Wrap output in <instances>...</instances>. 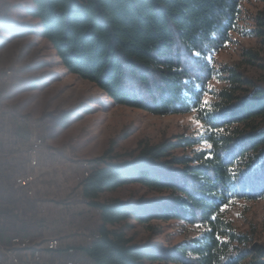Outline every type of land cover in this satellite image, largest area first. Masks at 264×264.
Listing matches in <instances>:
<instances>
[{"label":"trees","instance_id":"trees-1","mask_svg":"<svg viewBox=\"0 0 264 264\" xmlns=\"http://www.w3.org/2000/svg\"><path fill=\"white\" fill-rule=\"evenodd\" d=\"M31 1L24 8L38 23L11 17L17 8L11 6L0 15L7 35L46 40L69 75L94 86L114 107L162 117L191 114L202 121L197 137L140 142L136 151L124 154L114 152L119 138L114 139L93 162L81 182V197L98 212L99 223L94 241L79 249L85 259L91 264H264V242L256 229L241 231L229 216L238 203L264 197V10L251 32L260 48L244 50L240 62L217 71L215 56L231 42L246 0ZM8 41L1 37L0 47ZM247 68L258 70L259 78L250 77ZM217 77L225 86L205 113L201 101L213 93L210 84ZM73 115L46 117L55 130L68 127ZM127 185H139L151 196L100 201V195ZM226 202L229 207L221 213ZM130 220L149 233L145 242L126 235ZM171 223L195 235L171 245L163 232Z\"/></svg>","mask_w":264,"mask_h":264},{"label":"rangeland","instance_id":"rangeland-1","mask_svg":"<svg viewBox=\"0 0 264 264\" xmlns=\"http://www.w3.org/2000/svg\"><path fill=\"white\" fill-rule=\"evenodd\" d=\"M12 1L23 7L32 5L31 0ZM3 4L8 3L0 0V15L12 6ZM261 10L264 2H243L231 42L215 56L217 71L240 62L244 50L260 48V40L251 32ZM9 13L20 22L38 23L25 8H13ZM3 36L9 41L0 47V170L8 169V181L19 185L18 195L24 202L19 207H3L18 220H0V264L13 235H25L34 242L59 240L62 249L45 259L46 264H67L70 248L75 249L74 260L91 264L79 249L94 241L99 223L98 212L83 203L81 197V182L95 167L93 162L104 156L114 139L119 138L114 152L124 154L136 151L140 142L156 145L179 136L197 137L201 127L191 114L162 117L114 107L94 86L69 75L43 38H12L0 25V39ZM247 74L259 78L261 73L247 68ZM222 78L210 84L213 93L205 98L210 103L225 86ZM60 112H73V119L68 127L54 130L46 115ZM176 153L181 155L183 151ZM19 179L29 181L22 186ZM4 196L8 198L9 194ZM143 196L151 195L139 185H127L100 195V201H135ZM229 216L241 231L254 227L264 242V197L238 203ZM127 224L125 233L129 238L136 243L146 241L149 233L142 226L132 220ZM171 224L163 225L171 245L195 235L181 223ZM1 230L7 231L3 234ZM156 242L166 244L163 240Z\"/></svg>","mask_w":264,"mask_h":264},{"label":"built area","instance_id":"built-area-1","mask_svg":"<svg viewBox=\"0 0 264 264\" xmlns=\"http://www.w3.org/2000/svg\"><path fill=\"white\" fill-rule=\"evenodd\" d=\"M41 142L39 141L38 144ZM27 179H19V184L26 186ZM60 241L50 239L44 242H34L25 235H13L9 246L3 251L2 264H46L45 259L55 256L61 250ZM69 260L67 264H80L73 259L75 249L67 250ZM2 257V256H1Z\"/></svg>","mask_w":264,"mask_h":264},{"label":"crops","instance_id":"crops-1","mask_svg":"<svg viewBox=\"0 0 264 264\" xmlns=\"http://www.w3.org/2000/svg\"><path fill=\"white\" fill-rule=\"evenodd\" d=\"M3 2L8 3V4H3V6H6V7L12 4V6L16 5L18 9L23 10L24 8L23 5L20 6L18 2L16 4V2L12 0H3ZM6 171H8V169L0 170V220L6 221V222H10V221L16 222L18 218L8 215L7 212L5 211V208L3 207H6V206L7 207L8 206L19 207L20 205L23 204L24 199L18 195V192H19L18 188H20L19 185H17L16 182L11 183V184L9 183L8 181L9 179L7 177ZM4 194H9V197L6 198ZM1 231H3V234H4L7 230H1Z\"/></svg>","mask_w":264,"mask_h":264},{"label":"snow or ice","instance_id":"snow-or-ice-1","mask_svg":"<svg viewBox=\"0 0 264 264\" xmlns=\"http://www.w3.org/2000/svg\"><path fill=\"white\" fill-rule=\"evenodd\" d=\"M225 46H227V44H225ZM201 103L204 105V109H203V111H204L205 113H208V112L211 110V108L213 107V106L210 104V101H209V100H206V99H205V100H202ZM206 118H207V117L205 116V119H206ZM195 122L198 123V124H202V121L199 120V119H197ZM216 130L219 131L220 129H216ZM208 147H209V149H210V148H211V145H209ZM228 207H229V202H226V203H224V204L219 208V211L222 213V212H224L225 210H227ZM213 219H215V217H213Z\"/></svg>","mask_w":264,"mask_h":264}]
</instances>
